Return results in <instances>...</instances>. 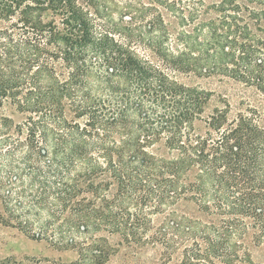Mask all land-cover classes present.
Segmentation results:
<instances>
[{
	"label": "trees",
	"instance_id": "16d2710c",
	"mask_svg": "<svg viewBox=\"0 0 264 264\" xmlns=\"http://www.w3.org/2000/svg\"><path fill=\"white\" fill-rule=\"evenodd\" d=\"M191 74L257 102L206 114ZM6 103L0 223L79 251L187 241L183 264L264 243V0H0Z\"/></svg>",
	"mask_w": 264,
	"mask_h": 264
},
{
	"label": "rangeland",
	"instance_id": "374dc122",
	"mask_svg": "<svg viewBox=\"0 0 264 264\" xmlns=\"http://www.w3.org/2000/svg\"><path fill=\"white\" fill-rule=\"evenodd\" d=\"M82 4L85 0H79ZM211 4L218 0H205ZM164 18L169 23L171 30L177 27V21L170 13L163 9ZM180 79L188 85H198L213 91V96L206 107V114L211 113L218 105H222L225 98L230 103V117H233L245 105H241V99H247L252 103L257 102V97L243 85L216 75L199 76L195 74L183 75ZM0 114L10 116L13 121L20 122L22 115L15 112L13 107L6 103L0 108ZM1 209V205H0ZM181 213L200 215L193 203H182L178 206ZM165 221L164 216L155 219L156 224ZM112 251H79L77 248H59L45 239H34L17 228L0 223V264H183L182 247L187 243L177 245L176 251H168L162 245H147L139 247L119 244L116 235L108 237ZM251 251H212L223 254L225 259L214 258L213 263L206 264H264V243L255 245L251 238L246 239ZM211 252V251H210ZM237 254L238 258L229 261L230 255Z\"/></svg>",
	"mask_w": 264,
	"mask_h": 264
}]
</instances>
